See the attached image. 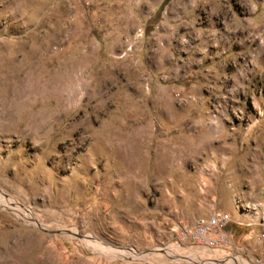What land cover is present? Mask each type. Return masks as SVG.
Instances as JSON below:
<instances>
[{"label":"rangeland","instance_id":"rangeland-1","mask_svg":"<svg viewBox=\"0 0 264 264\" xmlns=\"http://www.w3.org/2000/svg\"><path fill=\"white\" fill-rule=\"evenodd\" d=\"M163 1L0 0V264H264V0Z\"/></svg>","mask_w":264,"mask_h":264},{"label":"built area","instance_id":"built-area-1","mask_svg":"<svg viewBox=\"0 0 264 264\" xmlns=\"http://www.w3.org/2000/svg\"><path fill=\"white\" fill-rule=\"evenodd\" d=\"M225 223L224 215L214 213L206 219H197L193 226L183 228L179 232L188 237L189 242H197L208 247H226L227 242L222 232Z\"/></svg>","mask_w":264,"mask_h":264},{"label":"water","instance_id":"water-1","mask_svg":"<svg viewBox=\"0 0 264 264\" xmlns=\"http://www.w3.org/2000/svg\"><path fill=\"white\" fill-rule=\"evenodd\" d=\"M59 233H60V232H59ZM77 237H78V238H81V239L84 238L83 236H79V235H77Z\"/></svg>","mask_w":264,"mask_h":264},{"label":"trees","instance_id":"trees-1","mask_svg":"<svg viewBox=\"0 0 264 264\" xmlns=\"http://www.w3.org/2000/svg\"><path fill=\"white\" fill-rule=\"evenodd\" d=\"M168 0H164L163 3L167 2Z\"/></svg>","mask_w":264,"mask_h":264}]
</instances>
